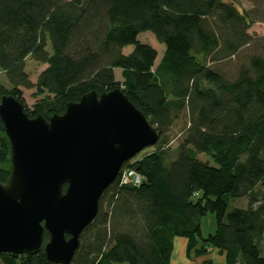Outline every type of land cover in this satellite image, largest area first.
Segmentation results:
<instances>
[{"label":"trees","instance_id":"trees-1","mask_svg":"<svg viewBox=\"0 0 264 264\" xmlns=\"http://www.w3.org/2000/svg\"><path fill=\"white\" fill-rule=\"evenodd\" d=\"M242 1L0 0V73L8 84L0 82V98L9 94L28 117L48 120L90 91L119 88L158 132L153 150L125 161L103 190L70 264H170L175 237L186 239L188 258L216 250L225 264H264V191L256 190L264 187V53L234 80L214 67L253 40L248 29L259 19ZM245 1L264 10V0ZM144 32L164 46L157 63V51L137 40ZM29 61L44 66L35 82ZM22 89L34 90L31 106ZM181 116L189 120L186 135L166 163L167 133ZM123 169L143 180L119 185ZM9 171L0 118V183ZM228 197H246V207L227 212ZM208 212L216 229L203 236ZM0 261L56 264L42 249L1 253Z\"/></svg>","mask_w":264,"mask_h":264},{"label":"water","instance_id":"water-1","mask_svg":"<svg viewBox=\"0 0 264 264\" xmlns=\"http://www.w3.org/2000/svg\"><path fill=\"white\" fill-rule=\"evenodd\" d=\"M10 171L0 183V254L70 264L103 190L125 161L153 146L157 130L119 89L90 91L46 120L0 98ZM45 237V242H44Z\"/></svg>","mask_w":264,"mask_h":264},{"label":"rangeland","instance_id":"rangeland-1","mask_svg":"<svg viewBox=\"0 0 264 264\" xmlns=\"http://www.w3.org/2000/svg\"><path fill=\"white\" fill-rule=\"evenodd\" d=\"M242 8L244 10L250 11L251 14H254L258 21H254L251 25V27L248 29V33L252 36V42L248 45L242 48L235 56L231 57L228 60H224L222 62L214 64V67H216L220 72L225 76L228 80H234L238 76V72L240 68H247L248 66V60L252 55H260L263 56V50L261 47V41L259 40L260 37L264 36V22L261 21L262 18H264V10L263 7L260 5H254L252 2L249 1H242L241 2ZM137 40L141 43L147 44L154 48L156 51H158V58L161 57V49H164V46L157 43L154 39L153 35L150 32H144L140 33L137 36ZM132 46H129V52H131ZM128 52V53H129ZM44 68V66H41L39 64H36L34 62H27L26 70L30 74V80L32 82H35L37 74ZM117 77H119V72H116ZM0 82L4 85H7V82L3 76L2 73H0ZM34 90H25L22 89L23 97L26 101V104L28 106H31L32 103L35 101V98H33ZM188 118L187 116H181L179 119L175 120L171 127H169V132L167 133L171 140L169 144L167 145V148L165 149V162L171 161L175 155L178 145L184 140L186 131L188 128ZM153 148H146L142 150L140 153H138L136 156H134L133 161L139 159L144 154L151 152ZM197 157L201 160H208V157L202 153H198ZM256 190H262L264 191V187L261 185H258L256 187ZM227 212H230L234 208H245L247 204V198H227ZM216 229V221L215 216L213 213L208 212L200 221V230L203 236H206L207 234H211ZM261 253L264 255V239L261 242ZM216 256H214V260H212V264H225L224 263V256L223 254L218 253L215 250ZM207 255V254H206ZM204 255V256H206ZM202 258L203 256H199ZM199 257H193V258H199ZM221 261V262H220ZM197 264L196 262H193ZM0 264L1 261H0ZM119 264V263H114ZM125 264V263H124ZM201 264V263H200Z\"/></svg>","mask_w":264,"mask_h":264},{"label":"crops","instance_id":"crops-1","mask_svg":"<svg viewBox=\"0 0 264 264\" xmlns=\"http://www.w3.org/2000/svg\"><path fill=\"white\" fill-rule=\"evenodd\" d=\"M164 49H161V53H163ZM129 52V46L125 47L123 49V53L124 54H128ZM160 59V56L158 58V51H157V58L155 63L158 62V60ZM115 77L117 80H119V77H117V73L119 72V70H115ZM186 239L182 238V237H175L173 239V251L171 254V258H170V264H195L193 262H196L197 264H202L203 261L205 260H209V262L212 264V260L215 261L214 256H216L215 250H210L206 256H203L202 258H193L190 257L188 258L186 256ZM221 262V261H220ZM221 264V263H220Z\"/></svg>","mask_w":264,"mask_h":264},{"label":"built area","instance_id":"built-area-1","mask_svg":"<svg viewBox=\"0 0 264 264\" xmlns=\"http://www.w3.org/2000/svg\"><path fill=\"white\" fill-rule=\"evenodd\" d=\"M143 180L142 176L133 169H123L119 173V185L138 186Z\"/></svg>","mask_w":264,"mask_h":264},{"label":"bare ground","instance_id":"bare-ground-1","mask_svg":"<svg viewBox=\"0 0 264 264\" xmlns=\"http://www.w3.org/2000/svg\"><path fill=\"white\" fill-rule=\"evenodd\" d=\"M124 186V185H123ZM128 186V185H127Z\"/></svg>","mask_w":264,"mask_h":264}]
</instances>
